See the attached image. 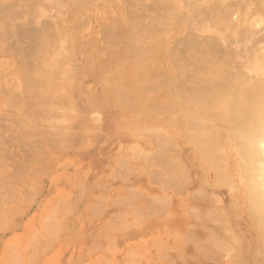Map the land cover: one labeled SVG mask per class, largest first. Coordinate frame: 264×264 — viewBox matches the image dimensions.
<instances>
[{
    "label": "bare ground",
    "instance_id": "bare-ground-1",
    "mask_svg": "<svg viewBox=\"0 0 264 264\" xmlns=\"http://www.w3.org/2000/svg\"><path fill=\"white\" fill-rule=\"evenodd\" d=\"M20 1L24 2V0H20ZM28 1L30 2L33 0H28ZM43 1L45 2V0H43ZM46 1H47V2H45L46 4L44 2H43L44 4H41V3L37 4V2H40V1L34 0L32 6L29 7L26 5L28 10H29V8L32 7L33 9L32 8L31 9L35 11V14H34V11H32L33 12L32 14H34V16H33L34 18L32 16L28 15V17H31L32 19H34L32 21V19L30 18L32 24H34L35 26L37 25V24H35V23H37V19H35V18H37V17L41 18L40 15L41 14L44 15L43 13H45L43 11L42 7L47 5L44 9L49 10L50 8H48V7L50 5L52 6V3L55 0L54 1L46 0ZM50 1H52V2L49 4ZM64 1L65 2H63V4L68 3L67 1H69V0H64ZM5 2L7 3V1H5ZM16 2H17V0H16ZM25 2L27 4H29V2H27V1H25ZM25 2H24V4H26ZM112 2L114 5H116L117 10L123 12L124 17L121 20L113 21L111 26H109L105 29L107 32L106 43H107L108 48H109V59L112 61H117V62L124 61L125 63H131L132 65H129V69H130L129 71H132L135 69L138 71V73L135 74V73L128 72V78L132 80V85H131V87H129V89L125 85L117 84L116 87L114 86V88H116V89L107 88L105 90L107 92H117V94H123L124 96H122L121 100H119L120 103L121 102L125 103L126 101H130V99H132V97H131L132 95L128 91H137V92H141V93H144V92L147 93V95L144 94L145 97L141 98L142 100L139 101V102L146 103V104H140V106H141L140 110L142 111V114H145V116L146 115L154 116V118H155V121L153 122L155 124L154 127H157V128H161V127L162 128H164V127L170 128L171 127L178 136H179V132H181L190 141L191 147H193V151H194L196 158H199L198 160L202 162V164H201V162H199L200 163L199 167L201 165V168H202L200 170H203L202 173L203 172L205 173L206 171L209 172L208 169H210V171H212V169H213V171L215 170L217 177L215 178V181L213 180L214 182L212 181L210 174H206V173L204 174L205 180H203L204 181L203 184H205V186H207L208 188L213 187L216 184L219 186L221 184H223V185H228L227 183L230 184L231 179L227 177L231 173V169H229L228 155H231V156L236 155L238 158L236 173L238 172V174H239L238 176L240 177V182L238 185L233 186L230 190L231 198H232V204H231L230 208H228V210H226V211H223V210L221 211L220 207L224 206L223 205L224 203H223V201H221L222 199L219 196H217L215 194L209 195L208 193H206L205 190H202V189H200L201 191L195 190L193 193L196 196H193V197H195L196 199L199 198V199L204 200V201L208 200V202L209 201L211 202L212 206L210 208L211 210L208 209V211H206L207 212L206 214H205V212L203 213L202 210L197 209L198 207H195L196 209L192 210V219L193 220L191 222L192 224L190 223L192 225V227L189 226L190 228H189L187 239H185V242L188 240H190L189 242H191V244L193 242L195 246H192V249H196L198 254L202 251V253H200V255L203 258H208V254L204 253L205 248L208 247L207 245L209 244V247L211 246V249H212L215 247H212L210 242L213 241L214 242L213 244L215 246L219 247L220 245L222 246V241H220L221 244L219 245L220 242L216 241V239H215V237L218 236L216 232L215 233L212 232L213 237H211V233H210L209 238H207L208 239L207 241H209V242L204 241L196 235V233L193 231V229L195 227L199 226L200 225L199 222H201V224H203L201 226L202 231H204L203 230L204 228L207 230L208 227H205L204 224L207 225L206 220H208V218H209L208 213H213V212H214V214H215V212H217V214H215L216 216L220 215L224 218L221 221L220 219H218L219 217L218 218L216 217L218 219L217 222L220 220V222H219L220 224H221V222H224L226 224L225 225L222 223L223 226H222V224L219 225V226H222L224 228L225 226L228 225L227 221H228V223H229V221H231V219H230V217H228L227 213L229 211H231L232 215L234 214L235 218H236V215L238 213V210L236 208L237 202L239 200H242V203L244 202L243 207L245 209L246 214L251 219V221L254 219V221L256 222V231H257L258 239H259L258 243L261 242L260 244H262L264 246V57H263L264 53H263V50L261 51V49H263L261 47V45H264V44H261V42H263L264 39L262 38L263 39V40L261 39L262 41H260L259 39L257 40L256 38L253 39L254 30L256 29V27H258L257 24L258 23L260 24V21H262L261 19H264V0H112ZM8 3H11V2H8ZM55 3L56 2H54V4ZM2 4H4V3H2ZM30 4H32V2H30ZM14 5H15V3H14ZM35 5H36V8H35ZM70 5H72V4H69V6ZM98 5L101 7L100 3ZM37 6H39V7H37ZM19 7H20V2H19ZM23 7H22V9H23ZM52 7H54V5ZM0 8H1V6H0ZM37 8L38 9L40 8L41 10L39 9L40 11H38ZM12 9H15V8H11V10ZM25 9H26V7L23 10L25 11ZM11 10H9V11H11ZM75 10H76V8H75ZM55 11H57V10H54V12ZM4 12H3V14H4ZM18 12H19V10H18ZM39 12H40V14H39ZM54 12H53V14H54ZM85 12H86V10H85ZM12 13H13V10L11 12V15H12ZM50 13H52V11ZM63 13H65V12H63ZM38 14H39V16H38ZM1 15H2V12H1ZM18 16H19V14H18ZM48 16H49V13H48ZM14 17H16V16L14 15ZM45 17H47V16H45ZM52 17H54V19H55L57 16H56V14H54V16H52ZM8 18H10V15ZM49 18L50 17H48V19L46 18L49 21L47 24H45L39 20L41 22V26H43L42 27L43 31L45 29L44 25L46 28L50 25L49 27L52 30L51 31L49 30V31L53 32L50 34V32H47L48 30L45 31V32H47V34L48 33L49 34L48 35L45 34V36H42V37H44V41H42L43 39L41 40L39 37V39L42 42L41 46L37 44L38 46L36 47L35 41H32V42L30 41V45H29V43L26 42V41H29V39L28 40L26 38L24 39V37L22 35V37L24 39V40L23 39L22 40L24 42H26V44L28 43V46H29L28 48L27 47L25 48V53H26V49H28V50L31 49V52L30 51L28 52V53H31L30 54L31 56L28 57L30 59V62L31 63L34 62L36 65H38L40 63L38 66H36L34 64L35 67H33V68L35 69V72L33 69L32 73L29 74L28 77L25 74L26 77L24 76V78H23V79H25V83L29 84V85L26 84V86H25L27 91H28V88H29L30 92L32 90L31 93L28 91V94H29L28 99H31L30 101L33 104L32 107H34V108H38V105L42 104V103H43L42 106H45L44 103H46V101L49 100V95H50V94H48L49 93L48 90L50 89L49 84H51L54 81V78L52 76L54 75L56 78L57 77L56 73L61 71L60 70V71L56 72L57 70H55L56 69L55 63H57V62L54 59V57H55L54 56L55 55L54 49L57 48V49H55V51H58V52L61 49L62 53L61 52H59V53L63 57V61L65 63L64 68H67L66 66L70 65V62L67 63V61H69L71 58H73V59L76 58L73 56H75V49L77 48V45H76L75 38L74 39L71 38V36L74 37L71 33V30H72V27H74V26L76 27L75 24H77V22L73 21V24L71 23L70 25H67L66 21H64V23L62 22L63 24H61L59 22L60 21L59 17H57L58 21L56 19L54 20V21H57L55 23L59 22L61 24L60 25L58 23L57 25H58V27L61 26V29H62V30L60 29V31L62 32L61 37H62V40L65 41V45L60 46V48H59L57 46V41H56L57 37H58V33L56 32L57 29H56V26L54 25V23L52 21H50L51 18L50 19ZM11 19L12 20L14 19V21L10 22V23H13V24L17 23V25L19 24L18 22L23 23V21H24L23 19H21L22 21H20L18 19V22H17L16 21L17 19L13 18V17ZM27 19L28 18L26 16V20ZM41 19H43V16ZM35 20H36V22H35ZM87 20H89V19H87ZM7 21H9V19L6 20L5 23H7ZM40 22H38V23L40 24ZM44 22H46V21H44ZM22 23H20V24L23 25ZM42 23H43V25H42ZM2 24H4L3 21H2ZM13 24H11L10 26H8L9 24L8 25L4 24V27H3L1 25V22H0V27H2V30L0 28V33L2 31V33L0 34V36H1L0 38H3L4 37L3 34L7 33L6 31L8 30V35H6V34L5 35L7 37L8 36L9 37L7 38L5 36L6 39H5V37L3 39H4V41L6 40V43H8L7 51H9L10 53L13 50V48L14 49L18 48L19 44L21 43L19 40H16L17 42L19 41V44H17V47L12 45L13 43H16V41L13 42L12 40L21 38V37H18V35H15L18 32V31L16 32V30L14 29V28H16L17 25L15 26ZM27 24H29V23L27 22ZM25 25H26V23L24 24V26ZM46 25H48V26H46ZM85 25H86V23H85ZM261 25H264V23H262ZM11 26H13V27H11ZM29 26H30V24H29ZM11 28H12V30H11ZM35 29H38V28H35ZM35 29L34 30L31 29V31L33 30L34 32H37L38 30L35 31ZM47 29H49V28H47ZM54 29L56 31H54ZM26 30H27V28H26ZM11 31H13V32H11ZM28 31L29 30H27V33L26 32L25 33L28 34ZM43 31H41L42 34H43ZM90 31H92L91 28H90ZM9 32H10V34H9ZM20 32L22 34V31H20ZM54 32L57 35L56 37H54V35H55ZM255 33H257V32H255ZM21 34L19 36H21ZM23 34H24V32H23ZM52 34H54L53 37H52ZM13 35L16 36L14 39H13V37H14ZM49 35L53 39L56 38L54 40V42H53V39ZM26 36H28V35H25V37ZM9 39H11V41ZM251 39H253V40H251ZM7 40H8V42H7ZM33 40H34V37H33ZM246 40H248L249 42L251 41L250 44L251 43L253 44V45L251 44L252 47L250 46L251 48L248 49L247 46H244L245 49H243V48L241 49L240 44L242 43V45H244L247 42ZM259 41H260V43H258ZM243 42H245V43L243 44ZM249 42H247V44H245V45H248ZM257 43H258V45H257ZM26 44L23 43L24 47L26 46ZM9 45L13 46V48H11L12 49L11 51L8 47ZM23 45L21 44L20 45L21 47L19 46V49H22ZM59 45H60V43H59ZM69 45L71 47H73L74 49L73 50L67 49ZM258 46L260 47L259 50H257V48H259ZM61 47L64 50H62ZM255 47H257V48H255ZM23 50H24V48H23ZM21 51L22 50H20L19 52L18 51H14V52L12 51V52L14 54L16 52L17 55L20 54L22 56V54L24 52L22 53ZM28 53H27V55H28ZM262 54H263V56H261ZM25 55H24V58L26 57ZM28 58L26 57L25 59H28ZM58 58L61 59V57H58ZM63 61H61V62H63ZM70 61H71V63L73 62L72 60H70ZM30 62H29V64H30ZM38 67H40V68H38ZM71 67H73V65ZM71 67H68L67 69H69V68L70 69L74 68V70L78 69L76 67H73V68H71ZM121 69L122 68L120 66H119V68H115V70H120V71H121ZM31 70L32 69H30L29 71H31ZM122 71H123V73L125 72V70H122ZM127 71H128V67H127ZM26 73L28 74L29 72H26ZM60 74H62V71L57 75H60ZM31 75H34V76L32 77ZM67 75H68V71H67ZM108 75L109 74H107L105 77H108ZM63 76H64V79L62 77V80H66L65 79L66 75H63ZM12 77H14V76H12ZM68 77H70V76H68ZM14 78L15 79L12 78L13 80L11 79V81H10L12 88L14 87L13 88L14 90L20 89V87H19L20 85L16 86L17 81H16V83H13V82H15L14 80H17L16 76ZM77 78H76V80H77ZM124 78H125V76H124ZM59 79H61V77H59ZM107 79H109V78H107ZM67 80H68V78H67ZM48 81L50 83H48ZM56 81H58V80H56ZM59 82L60 81H58V83ZM63 82H64V84H67V83H65L66 81H63ZM69 82H70V85H72L71 83H73V82H71V80ZM18 83H20L19 80H18ZM40 83H41V86L39 85ZM14 84H16L15 85L16 87L13 86ZM101 84H102V82H101ZM1 85H3V83H1ZM52 85H54V84L52 83L51 86ZM63 85H62V87H63ZM102 85H104V84H102ZM35 86H37V88ZM52 87L55 88L56 86L54 85ZM70 87L72 89V86H70ZM61 89H58V90H61ZM66 89H68V88H66ZM66 89H63V90H66ZM61 92L62 91L57 92V94L61 93ZM44 93H46V94H44ZM4 94H7V93L5 92ZM40 94L43 96V97L41 96L43 99L39 98ZM62 94L63 93H61L60 96H64L63 102L67 101L68 98L66 97V95H64V94L62 95ZM148 94H151L152 96H148ZM12 96H14V95L11 94V97ZM13 98H15V96L12 97V99ZM64 99H66V100H64ZM69 99H68V101H69ZM51 100H53V99H50L49 101H51ZM70 100H72V99H70ZM49 101H47V103L51 104V106H52V104H55V105L57 104V102L54 103L52 101L53 103L52 102L49 103ZM12 102L13 101L11 100L10 103L13 104ZM47 103H46V105H48ZM163 103L168 104L170 106V108L172 109V111L169 112V110H166V109L163 110V108H162ZM69 104H70V102H68V105H66L65 108H71L70 110H72L73 107H69ZM14 105H15V103H14ZM17 105H20V104L17 103L16 106ZM36 105H37V107H36ZM150 106H151V111H150ZM43 108H40V111ZM13 111H14V113L16 112L15 110H13ZM37 111L40 114L39 109H37ZM50 113H51V111H49L47 114L44 113V115H48ZM41 114H40V116L43 117L44 115H41ZM52 114H50V115H52ZM5 115H7V114H5ZM53 115L55 116L56 114H53ZM68 117H70V115ZM99 117H101V116H99ZM140 118H141L140 121H142V124L144 126H150L149 120L147 117L141 116ZM25 119H27V118H25ZM28 120H30V119H28ZM95 120H96V118H95ZM43 121H44V119H43ZM41 122H42V120H41ZM21 126L23 127V124ZM31 129L33 130V128H31ZM59 129H60V127H59ZM160 130H162V129H160ZM56 131H58V130H56ZM162 131L165 132L164 130H162ZM168 131H169V129H168ZM172 131L171 132L169 131L168 133L171 135ZM26 132H27V129H26ZM32 132H34V131H32ZM28 133H30V132L28 131ZM34 133H32V134L35 135ZM60 133H61V131H60ZM161 133H162L161 131H155V130L149 131V136L151 138L150 140H152L154 142V145L156 148L155 149L156 152L154 151L156 154H153V156L148 155L149 156L148 157V156H146L147 154L144 155L145 153L142 150H139L140 152L136 151V149L138 150V148L134 149L135 152H132L133 154L132 153H130V154H132V155L136 154V156H138L137 158H138V160H140V162L142 161V159L146 158L145 159L146 162H144V164H142L143 165L142 168L146 169L150 173L154 172L155 176H157L156 172L159 173L157 169H160L159 170V171H161L160 173L165 178L166 173H168L167 172L168 170H165L167 168L166 164L176 166L177 167V168L175 167L176 173L175 174L173 173V175H172L171 174L172 172H170V174L168 173L167 175L168 176L170 175V178L172 176L171 179L175 180L174 182H181V181L186 182L187 178H189V180H188L189 182L187 181V184L190 185L191 178L189 177L190 175H188L189 173H186L187 169L185 170V175L181 174L182 176H180L178 174V173H181V172H178V170L180 171V169H183L186 164L182 165L183 162L179 161L182 158L179 157L180 159L178 160L176 158L177 156L173 157L170 153L171 150L175 147L177 148V150L180 149V147L177 145L178 143L176 144V142L174 141V138L171 139L170 136L161 135ZM142 134H143V132H142ZM176 134H175V136H176ZM53 135H55V134H53ZM158 135L165 136V137H158ZM28 136H29V134H28ZM13 137H15V136H13ZM71 137H73V136H71ZM71 137L69 135L63 136L61 138V142L62 143H68L71 141L70 140ZM74 138H75V136H74ZM50 139H52V138H50ZM54 140L52 141V143L53 142L57 143V141H54ZM59 143H60V139H59V142L57 143L58 146L59 145H60L59 147L64 146L63 144H59ZM34 144H36V143H34ZM56 148L58 149V147H56ZM4 149H5V147H4ZM37 149H39V148H37ZM66 149H68V147ZM2 151L3 150H1V152ZM21 151H23V150H21ZM179 151L180 152H178V153L182 152V150H179ZM4 152L5 151H3L2 153H4ZM2 153L0 155H2ZM29 161H30V159H29ZM4 163H5V161H4ZM149 164L151 166L153 165V167H156V169H154L156 172L152 168H149ZM160 166H162V167L159 168ZM179 167H181V168L178 169ZM116 169H115V171H117ZM149 169L152 170L153 172L150 171ZM3 170L5 171L4 168H3ZM3 170L1 169L0 171L3 172ZM131 170H132V168H131ZM118 171H119V168H118ZM183 171H184V169H183ZM183 171H182V173H183ZM144 172H145V170H144ZM161 174H160V176H161ZM127 175H128V172H127ZM131 175H133V174H131ZM163 176H161L160 178H162ZM154 178H156V177H154ZM10 179H11V177H10ZM171 179H168V180L170 181ZM168 180H166V181H168ZM173 180H171V181H173ZM170 183L173 184L172 182H170ZM174 184L176 185L177 183H174ZM174 184H173V186H174ZM2 185H4V183ZM178 185H179V183H178ZM219 186H217V187L219 188ZM6 187H7V185H6ZM13 187L11 186L10 188H13ZM15 187H16V185H15ZM1 188L2 187L0 186V189ZM8 188H9V186H8ZM220 188H221V186H220ZM175 189H176V187H175ZM14 190H17V189H14ZM181 191H183V190H181ZM178 192H179V190H178ZM7 193H8V191H7ZM35 193L36 192H34V194ZM138 193L139 192L133 191V194L132 193L131 194L135 195V196L138 195V198H139V197H141V194L140 193L138 194ZM14 195H16V194H14ZM10 196H9V198H10ZM32 196H33V194H32ZM13 197H15V196H12L11 198H13ZM24 197H25V195H24ZM162 198H160V196H156L155 198L153 197V198L149 199L150 204L147 202V204H149L148 205L149 207L147 206L149 208V210L154 212V210L157 211L159 208H162L163 206H165V203H167V202H163ZM6 199H7V197H6ZM102 199H104V198H102ZM165 200H167V199L164 198V201ZM32 201H34V200H32ZM95 206H96V204H95ZM165 207L162 208V211H163V209H165ZM228 207H229V205H228ZM166 208L168 209V207H166ZM191 209H192V207H191ZM166 211L167 210H165V212ZM213 217L215 218V216H213ZM110 219H109L110 222L107 221V224L114 223V221H111L113 219H111V220ZM140 219H141V217H140ZM49 220L51 221V219H49ZM138 220H139V217H138ZM138 220H136V221L139 222ZM126 221H127V217H126L124 223ZM53 222H54V220H53ZM140 222L142 223L143 220ZM141 223H138L137 225H139ZM47 224H48V222H47ZM213 224H214V222H213ZM115 225H116V223H115ZM125 225L127 226L126 223H125ZM125 225H123V226L125 227ZM217 225L212 226V227L215 228V227H217ZM107 226L110 227L109 225H107ZM112 226H114V224L111 225V228H114ZM222 227H219V228L222 229ZM121 228L122 227L120 225V229ZM219 228H217V229H219ZM102 232H104V231H102ZM180 232H178V235H180L179 234ZM100 235H101V233H100ZM214 235H215V237H214ZM230 235H232V234H230ZM234 236L235 235L233 233L232 237L234 238ZM108 237L110 239L109 235L107 236V238ZM178 238L182 239V236H178ZM213 238L215 239V241L213 240ZM111 239H112V237H111ZM219 240H220V238H219ZM156 242H154V243H156ZM154 243H152V244H154ZM223 245H225V244L223 243ZM231 246H233V245H231ZM263 246H262V248H263ZM34 247H36V246H34ZM98 248L100 249V247H98ZM199 249H202V250L200 251ZM130 250L131 249L129 248V251ZM108 251H109V249H108ZM166 251H167V249H166ZM205 252H208V250H205ZM261 252H263V251H261ZM261 252H260V254H261ZM178 253H179V251H178ZM208 253H210V252H208ZM222 254L223 253H221V255ZM178 255H180V254H178ZM215 255H216V253H215ZM129 256H130V254H129ZM29 259H30V257H29ZM217 261H218V259H217ZM107 262H109V261H107ZM184 262L186 263V261H184ZM170 264H172V263H170Z\"/></svg>",
    "mask_w": 264,
    "mask_h": 264
},
{
    "label": "rangeland",
    "instance_id": "rangeland-1",
    "mask_svg": "<svg viewBox=\"0 0 264 264\" xmlns=\"http://www.w3.org/2000/svg\"><path fill=\"white\" fill-rule=\"evenodd\" d=\"M5 1L6 0L3 1L4 4L0 8L2 10V11L0 10L2 12V16H0L1 25L4 27V24H7V25L9 24L8 26L13 24V23H10V22L14 21V19L13 20L11 19L12 17L16 18L17 20L16 19L15 20L17 22H18V19L20 21H22L21 19L24 20L23 23L18 22L19 23L18 25H17V23L13 24L15 26L17 25L16 28H14V29L16 30V32L18 31L17 34H15L16 32L14 31L15 32L14 34L18 35V37H21L19 39H14L16 36L13 35L14 36L13 37L14 40H12L13 42H15L16 40H19L21 42L19 44V41L18 42L16 41V47H17V44H19V46H20L21 44L23 45V43L26 44V42H28L30 45V41L31 42L35 41L36 47L38 45L41 46L42 45L41 40L43 39L42 41H44V37H42V36H45V34H47V32H50L52 30V29H50V27H49L50 25L48 24L49 26L48 25H46V26H48L47 28H49V29H47L44 25L45 29L43 31L42 30L43 26H41V22L47 24L49 22L47 20L48 17L51 18L52 16H54V14H56V16L59 17V19H60L59 22L61 24H63L64 21H66V24L70 25L71 23L73 24V21H76L78 25L75 24L76 27L75 26H74L75 28L72 27L73 31L71 30V33L74 36V37L71 36V38L72 39L75 38L76 45H77V48L75 49V56H73L76 58L70 59L73 61L72 63L70 60L67 61V63L70 62V65L66 66V67L68 68V67H71L73 65V67H76L78 69L74 70L73 67H71L73 69L64 68L65 63L63 61V57L59 53V52L62 53V51H61V49L59 50V52L55 51V49H57V48H55L54 49V53H55L54 59L58 63V64L55 63V65H56L55 70H57L56 72L61 70L62 74L57 75L61 72L60 71L58 73L55 72L56 76H57L56 78L54 75L52 76L54 78V81L52 83L56 87L55 88L52 87V86H54V85L51 86L52 83L49 84V86H50V89L48 90V92H49L48 94H50L49 100L50 99H53V100H51V101L47 100V101H49V103H51L52 101L54 103L57 102V104L56 105L52 104V106H51V104H48L46 101V103L48 105H46V103H44L45 106H42L43 105V103H42V104L38 105V108H33L35 125H36L35 130H33L35 132V135H31L32 139L34 138L33 140H31V139L29 140V138H26L25 136L18 138L14 135L15 132L13 134L10 133V135L5 134L3 137L1 146L3 149H4V147L7 148L5 155L11 157V155H13V153H19V156L20 155L24 156L25 160L22 161L23 168H20L21 171L18 173L19 177H18V179L17 178L14 179V182H15L14 184L10 183V181L12 179H10V178L8 179V177L6 178L7 175L5 174V172H4V174L6 175L5 177L0 172V174H1L0 182L2 184L4 183V185H2L0 183L1 184L0 186L2 187L0 189V205H1L0 206V221H1L0 222V232L2 234H4L3 239L7 240L4 243L5 247L1 253V257H0L2 260L1 263L2 264H17V263H19V264H32V261L25 259L26 255L28 256L30 253H33V256H34L38 253L40 248L47 249L48 245L50 246V244H54L56 242V241H54L55 238H59V236L62 235V238L63 237L66 238V241L64 240L61 242L62 248L60 247V250H61V253L63 256V258H62L63 264H65V263L66 264H76V261L79 264H110V263L111 264H170V263H172V264H187V263L188 264H205L204 263L205 261L210 262V264H236V263L237 264H264V256H263L264 255V253H263L264 252V249H263L264 246L262 244H260L261 243L260 241H259L260 243H258L259 239H258V234L256 231V222L254 221V219L251 221V219L246 214L245 209L243 207L244 202L242 203V200H239L237 202L236 208L238 210V213L236 215V218L234 216V220L229 221V223L227 221V224H228L227 226H225L226 224L224 222H221V224L222 223L225 224L224 228L222 227L223 224H222V226H219V225H221L219 223L221 220L220 218H218L219 215L216 216V215H213V213H212L211 220L210 219L207 220V227H208L207 232H208V234L211 233V237H213L212 232H214V233L216 232L219 237L218 236L215 237L216 234L214 235V237H215L216 241H219V242L222 241V246H223L222 247L220 245L221 242L219 243V245H220L219 247L215 246L213 244L214 242L212 241V242H210V244L212 245V247H215V248L211 249V246L209 247V244L207 243L209 241H207L206 243L208 244L207 245L208 247L205 248V250H208V252H210V253L205 252V250H204V253L208 254V258H203L200 255V253H202V251H201L202 249H199L201 252L198 254L196 249H192V246H195L194 243L192 242V244H191V242H189L190 240L185 242V239L181 240V241L178 240L177 248H174L172 250L165 248L164 245H161V242H156V243L153 242L154 244H152V243L144 242V241H142V242H140V241L131 242V243H128L127 246H125V247H123V244L119 242V247H121V248H119L115 242L113 243V241H111V245H109L110 243H108L104 239H99L98 244L95 246L94 249H92L91 244H92L93 240H91V239H92L93 234H95V236H96L97 231L99 233H101V235H99V236H100V238H102V236L107 235V233H110V232H113V233L128 232L134 226H136L138 228L144 224V222L147 220L148 217L146 216L144 209L138 208V206L140 207V205H142V203L140 201V197L138 198V195L135 196V195L131 194V201L130 202H127L125 204L121 203V204L125 205L126 213L125 214L120 213V215H118V216L117 215L110 216L109 212H111V211L102 205L98 204L96 206V208L94 210H92L91 207L89 206V204H90L89 202L86 203L83 201L81 203V200H82L81 197H82V195H84V192L86 191V189L88 187L87 186L84 187L83 182H85V180L82 181L79 178L78 180H75L77 182L76 184L73 182V180L66 179L68 183H67V186L65 185L63 190H62V191H64L63 196H60L59 192L56 191L57 190L56 189L54 191V193L52 194L53 195L52 199L46 200V198L44 199L42 196H40L41 193L39 194V192H38L39 187H40L38 185H39V181H40V178L42 175V172H41L42 163H43L42 161H43L44 157H46L48 155H50L52 157L53 156H60L61 152H63L64 154H68V153L74 154V152L77 151L75 148L76 137L74 138V136H76V133H78V131L83 133L82 142H86L87 143L86 145H92L93 146L91 148L89 147L88 149H86L87 151H85L83 153L87 154V155H91V153L94 152V150H95L96 151L95 153L97 155H99L100 158L101 157L104 158L105 156H109L110 154L112 155L115 153H119L120 155H122L123 154V148L121 146L122 139L129 141V143L131 144V150H130V152L127 153V155L130 156L131 166L133 167L132 170L130 169L131 174H133L132 171L134 170L136 164H141V163L144 164V162H146L145 161L146 158H145V159H142V161L140 163V160H138V158H137L138 156H136L135 153H134L135 155H132L133 154L132 152H135L132 149L138 148V150H142L145 153H149L153 149V146H152L153 144H151V141L149 139L150 138L149 131H152V130L161 131L162 132L161 135H165V136L168 135V136H170L171 139L174 138V141L176 142V144L177 143L179 144V145L177 144L180 147L179 150H183V159H185L187 154H189L190 152L192 154L194 153L193 147H191L190 141L181 132H179V136H178L171 127L170 128L164 127L165 129L162 127L161 128L154 127L155 126V124L153 123L155 121L154 116H152V115H146L145 116V114H142V111L140 110V108H141L140 104H146V103L139 102V101H141L142 100L141 98L145 97L144 94L147 95V93H145V92L141 93V92H137V91H128L132 95L131 96L132 99H130V101H126L125 103L124 102L120 103L119 100H121L122 96H124L123 94H117V92H107L105 90L107 88H114V86L116 87L117 84L125 85L129 89V87H131V85H132V80L128 78V72L135 73V74L138 73V71L135 69L132 71H129L130 70L129 65H132L131 63H125L124 61L117 62V61H112L109 59V48H108V45L106 43L107 32L105 29L107 27L111 26L113 21L121 20L124 17L123 12L117 10V7H116V5L113 4L112 0H72V1L69 0V1H67L68 3H65V4H63V2H65L64 0H55V1L52 0V1L56 2L55 4H54V2L52 3V6L54 5V7L56 9L50 5L51 7L50 6L48 7L50 9L45 10L44 8L47 5L46 6L42 5L43 6L42 9L46 13V14L45 13H43V14L47 17H45L44 15L41 14L40 17L42 18V16H43V19H41L39 17L35 18V19H37V23H35V24H37L38 26L37 25L35 26L34 24H32V22L30 20L31 17H28V15L33 17L35 14V11L32 10L33 9L32 7H31L32 9L29 8V10L27 8V6L30 7L33 5L34 0L30 1V2H32V4H30V2L28 0H24V2L27 1V2H29V4H27L26 2H25L26 4H24V2L20 1V0H17V2H16V0H9L8 2H11V3H8V2L6 3ZM38 1H40V2H37V4L38 3L44 4L45 2H47L46 0H45V2L43 0H38ZM52 1H50L49 4ZM19 2H20V7H19ZM14 3L16 6L14 5ZM99 3L101 4V7L98 5ZM69 4H72V5L69 6ZM36 5H35V8H36ZM22 7H23V9L26 7L25 11L22 9ZM37 7H39V6H37ZM11 8H15V9H12L13 10L12 15H11V12H12ZM75 8H76V10H75ZM39 9H38V11L41 10V9L40 10ZM9 10H11V11H9ZM18 10H19V12H18ZM54 10H57V11L54 12ZM85 10H86V12H85ZM32 11H34V14H32L33 13ZM51 11H52V13H50ZM3 12H4V14H3ZM53 12H54V14H53ZM63 12H65V13H63ZM17 13L19 14V16ZM48 13H49V16H48ZM39 14H40V12H39ZM39 14H38V16H39ZM9 15H10V18H8ZM14 15L16 17H14ZM25 15L28 18L27 20H26ZM57 17L55 18L56 20L58 19ZM8 19H9V21H7V23H5L6 20H8ZM55 19H54V17H52L50 21H52L54 23V25L56 26L57 31L55 29H54V31H56L58 33V37H57L56 41H57V46L60 48V46L65 45V41H63L62 37H61V34H62V32L60 31L61 26L58 27L57 24L59 22L55 23L58 21V20L54 21ZM87 19H89V20H87ZM33 20L34 19H32V21ZM261 20L262 21H260V24L259 23H258L259 25L257 24L258 27H256V29L254 30V34H253V39L256 38L257 40L259 39L260 41H262L264 39V25H261L262 23H264V19H261ZM2 21L4 22V24H2ZM44 21H46V22H44ZM27 22L30 24V26H29V24H27ZM35 22H36V20H35ZM38 22H40V24ZM20 23H22L23 25H21ZM25 23L27 26L26 25L24 26ZM43 23H42V25H43ZM85 23H86V25H85ZM11 27H13V26H11ZM0 28L2 30V27H0ZM26 28H27V30H29L28 34H26L27 33ZM35 28H38V29H35ZM90 28L92 29L93 32L90 31ZM31 29H33V30L35 29V31H37V30L38 31L34 32L33 30L31 31ZM11 30H12V28H11ZM20 31H22V34ZM41 31H43L44 35L41 33ZM45 31H47V32H45ZM6 32L7 33H5V34L8 35V30ZM11 32H13V31H11ZM23 32H24V34H23ZM255 32H257V33H255ZM1 33H2V31H1ZM51 33H53V32H50V34ZM5 34H3L4 37L6 36ZM9 34H10V32H9ZM20 34H21V36H19ZM54 34H55V32H54ZM54 34H52V37ZM22 35H23L24 39L25 38L27 40L29 39V41L24 42ZM25 35H28V36L25 37ZM56 36L57 35L55 34L54 37H56ZM6 37H5V39H6ZM33 37H34V40H33ZM39 37L41 40L39 39ZM55 39L56 38L53 39V42ZM253 39H251V40H253ZM9 40L11 41V39H9ZM3 41H4V39H3ZM246 41L249 42L248 40H246ZM260 41L258 43H260ZM4 42H6V40ZM7 42H8V40H7ZM245 42H243V44ZM247 42L245 44H247ZM250 42L248 43V45H245V44L242 45V43H241L240 48L245 49L244 46H247L248 49H250L253 45L252 43H251L252 44L251 45ZM28 43L26 44L25 47L23 45L22 49H19V46H18L17 50L18 49H19L18 51L22 50L21 52L25 53V48L29 47ZM59 43H60V45H59ZM258 43H257V45H258ZM261 44H264V41L261 42ZM261 47L263 48V49H261V51L263 50V53H264V45H261ZM23 48H24V50H23ZM255 48H257V47H255ZM67 49L73 50L74 48L69 45ZM259 49H260V47L257 48V50H259ZM27 50L28 49H26V52H27ZM62 50H64V49L62 48ZM24 53H23V55L26 54V53L25 54ZM261 56H263V54ZM58 57H61V59H59ZM23 59H24V62H26L25 61L26 59L25 58H23ZM61 61H63V62H61ZM119 66L122 68L121 71L115 70V68H119ZM127 67H128V71H127ZM122 70H125V72L123 73ZM67 71H68V75H67ZM107 74H109L108 77H105ZM63 75H66L65 76L66 80H62V77L64 79ZM68 76H70V77H68ZM124 76L126 79L124 78ZM59 77H61V79H59ZM67 78L69 81L71 80V82H73V83H71L72 85H70V82L67 80ZM76 78H77V80H76ZM107 78H109V79H107ZM56 80L60 81L61 83L63 81H66L65 83H67V84H64V82L62 84L59 82L60 83L59 84L58 81H56ZM19 82L20 83H18V81H17V83L13 82V83L17 84V85L14 84L13 86L20 85L19 86L20 89H22V88L26 89L25 86L27 83H25V81L21 80V78H19ZM101 82L104 85H102ZM48 83H50V82L48 81ZM27 85H29V84H27ZM39 85L41 86V83ZM62 85H63V87H62ZM4 86L6 88H11V89L14 88V87L12 88L11 82H9V81L5 82ZM37 86H35V87L37 88ZM70 86H72V89ZM53 88L55 90L57 89L56 90L57 92L62 91L61 93L66 95V97L68 99L72 96L70 98L72 100L69 99V101L65 97L67 99V101L70 102L69 107H73L72 110H70L71 108H65V106L68 105V102L67 101L63 102L64 96H60L61 93L57 94V92ZM66 88H68L69 90ZM58 89H61V90H58ZM63 89H66L67 91L63 90ZM114 89H116V88H114ZM28 91L30 92L29 88H28ZM31 92H32V90H31ZM44 94H46V93H44ZM39 96H38L39 98L43 97L41 94ZM148 96H152V95L148 94ZM66 99H64V100H66ZM18 106L17 107L13 106L14 107L13 110H15L16 112L19 111L17 109ZM36 107H37V105H36ZM40 108H43V109L40 111ZM162 108H163V110L164 109L169 110V112L172 111V109L170 108V106L168 104L163 103ZM37 109H39L40 114L42 113L41 115H44V113L47 114L49 111H51L50 114H52V113L56 114L55 116L53 114L52 115H50V114L44 115V117L46 116L45 122H47V123L45 124V127H48L47 129L44 127L43 117L40 116ZM150 111H151V106H150ZM16 112L14 113V111H13V115L15 114V117H16V114L19 113V112H17V113ZM69 115H70V117H68ZM99 116H101V117H99ZM141 116L148 118L150 126H144L142 124V121H140ZM95 118H96V120H95ZM41 120H42V122H41ZM14 121H15V119H14ZM104 124H105V126L106 125L109 126L108 130L103 129L102 126ZM0 126H2V125H0ZM19 127L21 128V130H25L21 125ZM59 127H60V129H59ZM78 127H81V128H78ZM42 128H44V129H42ZM160 129L164 130L165 132H163ZM168 129L170 132L173 130L171 135L168 133L169 132ZM56 130H58V131H56ZM18 131H20V130H18ZM60 131H61V133H60ZM49 132H50V136H47ZM142 132H143V134H142ZM53 134H55V135H53ZM175 134H176V136H175ZM68 135L70 137L73 136V137H71L72 139L70 138V140L72 142L71 141L68 143L60 142L59 144H63L64 146L59 147L60 145L58 146V144H57L59 142V139L61 141V138L63 136H68ZM161 135H158V137H165V136H161ZM13 136H15V137H13ZM49 137L52 139H49ZM53 140L57 141V143L56 142L52 143ZM34 143H36V144H34ZM180 143H182V144L180 145ZM56 147H58V149ZM67 147H68V149H66ZM37 148H39V149H37ZM146 148H148V151H146ZM175 148H173L171 150V155L173 157L177 156L176 158L180 159L179 153L177 152V148L176 149ZM21 150H23V151H21ZM63 150H65V151H63ZM136 151H137V149H136ZM130 153H132V154H130ZM193 156H194V160L196 162H198L199 158H196L195 154H193ZM29 159H30V161H29ZM228 159H229V169H231V173L227 177L231 179V183L230 184L227 183L228 185L221 184L220 185L221 188L217 184L216 185L219 186V188L216 185H214V186L212 185L213 187H209V189L211 188V191H214L215 189L216 190H219V189L225 190L226 191L225 195L227 196L226 197L227 201L224 198L225 202L230 203L229 206H231L232 198H231L230 190L233 186L239 184L240 177L238 176L239 175L238 172L236 173L237 161H238L237 156L236 155H234V156L228 155ZM179 161L182 162L181 159ZM183 164H184V162H183ZM199 164L200 163L198 162V165ZM201 164H202V162H201ZM149 166H151V165L149 164ZM162 166H160L159 168H161ZM166 166H167V170L172 171V169H173L174 171H176L175 170L176 166L169 165V164H166ZM151 167L154 170V167L153 166H151ZM180 168L181 167H179L178 169H180ZM183 169H180V171L178 170V172H181V173L177 172L180 176L184 175L183 173H185V170L183 171ZM208 170H209V172L206 171L205 173L210 174L212 181L213 180L215 181V178L217 177L215 170L214 171H213V169H212V171H210V169H208ZM69 171L71 173H69ZM182 171H183V173H182ZM73 174H74L73 173V167H67L66 169L64 168V170L62 172V175L63 176L66 175L67 178H69L70 175L73 176ZM7 181L9 183H7ZM62 181H64V180H62ZM6 185H7V187H6ZM15 185H16V187H15ZM8 186H9V188H8ZM11 186L12 187L14 186L13 189L17 188L18 192L16 193V192L11 191V189H12V188H10ZM7 191H8V193H7ZM34 192H36V193L34 194ZM14 194H16V195H14ZM23 194L25 195V197ZM32 194H33V196H32ZM190 195H193V194L191 193ZM229 195H230V199H229ZM9 196H10V198H9ZM12 196H15V197L11 198ZM6 197H7V199H6ZM60 197H61V199L59 200ZM37 198L39 199V202H37V200H38ZM198 199L199 198L196 199L195 197H193V199L191 201L190 208L188 209L191 221H192V213L191 212L193 209H196L195 207H198L199 210H203V200H201V199L198 200ZM32 200H34V201H32ZM191 207H192V209H191ZM162 208H159L156 212H153L152 214H157V213L161 214V212H165V210L167 209L165 207V209H163V211H162ZM213 216H215V218ZM126 217H127V221L125 223L127 224V226L124 223ZM138 217H139V220H138ZM140 217H141V219H140ZM216 217L218 219H220L218 222H217L218 219ZM16 218L19 219V226L17 227V230L12 229L14 227V225L12 226V222ZM110 218L113 220H111ZM49 219H51V221ZM109 219L111 221H114V223L107 224V221H109ZM53 220H54V222H53ZM136 220H138L139 222H137ZM142 220H143V222L141 223L140 221H142ZM47 222H48V224H47ZM213 222H214V224H213ZM115 223H116V225H115ZM138 223H141V224L137 225ZM112 224H114V226H112L114 228H111ZM107 225H109L110 227H108ZM120 225L124 230L122 228L120 229ZM123 225H125V227ZM216 225H217V227H215V228L212 227V226H216ZM201 226L202 225H199L197 227L194 226L196 229L194 228L193 231L196 233V235L200 239L203 240V236H202L203 231H202ZM191 227H192V225H191ZM219 227H222V229ZM217 228H219V229H217ZM102 231H104V232H102ZM15 232H17L18 236L11 237V234L15 233ZM232 232L235 235L234 236L235 239L232 237V235H233ZM230 234H232V235H230ZM219 238H220V240H219ZM215 239L213 238L214 241H215ZM1 243H2V241H1ZM223 243L225 245H223ZM231 245H233V246H231ZM34 246H36V247H34ZM186 246H189L188 248H190V249H188ZM262 246H263V248H262ZM98 247H100V249ZM129 248L131 249L130 251H129ZM108 249H109V251H108ZM166 249H167V251H166ZM177 250L179 251V253ZM260 250L263 252H261ZM260 252H261V254H260ZM215 253H216V255H215ZM221 253H223V254L221 255ZM129 254H130V256H129ZM178 254H180L181 256ZM217 259H218V261H217ZM57 260L59 261L60 258L57 257ZM107 261H109V262H107ZM184 261H186V263Z\"/></svg>",
    "mask_w": 264,
    "mask_h": 264
},
{
    "label": "crops",
    "instance_id": "crops-1",
    "mask_svg": "<svg viewBox=\"0 0 264 264\" xmlns=\"http://www.w3.org/2000/svg\"><path fill=\"white\" fill-rule=\"evenodd\" d=\"M3 1L4 0H0V6L3 5L2 4ZM6 1L8 2L9 0H6ZM0 16H2L1 11H0ZM7 45L8 44L6 42H4L2 40V38H0V46H1L0 47V91H1L0 92V125H2L0 127V149L2 148V146H1L2 140H3V137L5 134L10 135V133L13 134L15 132L14 135L18 138L25 136V137L29 138V140H30V138L32 140L31 135H33L32 133H34L32 131L35 130V127H36L35 119H34V112H33L34 107H32L33 104L30 101L31 99H28L29 94H28L27 89L22 88V89H15L14 90L11 88H6L4 86L5 82H7V81L10 82L12 78L15 79L14 78L15 76L17 78V80H14L15 82L18 81L19 78H21V80L25 81V79H23L25 74L28 77L29 74L32 73V71L34 69L33 67H35L34 66L35 63L34 62L31 63L30 59L28 58L31 56L30 55L31 53H28L29 51L31 52V49L26 52V57L28 59H26V62H24V59H23L24 55L23 54L21 56L20 54L17 55L16 52H15V54L13 53L14 51H18L17 48L14 49L12 46V45H14L16 47V43H13L11 46L10 45L8 46L10 51L12 50L11 48H13V50H12L13 52L11 51V53L9 51H7ZM27 53H28V55H27ZM29 62L31 65L29 64ZM38 65H36V66H38ZM29 68L32 70L29 71L30 70ZM38 68H40V67H38ZM26 72H29V73L27 74ZM34 72H35V69H34ZM12 76H14V77H12ZM31 76L33 77L34 75H31ZM1 83H3V85H1ZM5 92L7 94H4ZM11 94L14 95L15 98L12 99V97H14V96L11 97ZM11 100L13 101L12 102L13 104L10 103ZM14 103H15V105H14ZM17 103L20 104L19 106L17 105L18 106L17 109L19 110L18 111L19 113L16 114V117H15V115H13V109H14V107H17L16 106ZM5 114H7V115H5ZM19 114H21V115H19ZM45 117L43 116L44 121H45ZM25 118H27V119H25ZM14 119H15V121H14ZM28 119H30V120H28ZM44 121H43V123H44V127H45V123H47V122H44ZM22 124H23V128L27 129V132H26V129L21 130V128L19 127ZM102 127H103V129H106V130L109 129V126H107V125L105 126V124ZM31 128H33V130ZM45 128L47 129L48 127H45ZM78 128H81V127H78ZM42 129H44V128H42ZM18 130H20V131H18ZM28 131L30 133H28ZM28 134H29V136H28ZM49 135H50V133H48V136ZM75 137H76L75 148L77 151H75L74 154H72V153L64 154L63 152H61L60 156H53L52 157V156L48 155V156L44 157V159L42 161L43 163H42V169H41V172H42V175L40 178L41 182L39 181V185H38V186H40L39 191H38L39 194L41 193L40 196H42L44 199L46 198V200L52 199V196H53L52 194L54 193V191L56 189H57L56 191L59 192L60 196H63L64 191H62V190H63L65 185L67 186V183H68L66 179H71L76 184L77 182L75 180H78L80 178L82 181L85 180V182H83V186L88 187L86 189V191L84 192V195H82V197H81V199H82L81 203L83 201L86 203L89 202L90 203L89 206L91 207V209L94 210L96 208V206L99 204V205H102L111 211V212H109L110 216L120 215V213L125 214L126 213V211H125L126 207L123 204L131 201L130 195H131V193L133 194V191H134V192H139L141 194L140 201H141L142 205H140V207L138 206V208L144 209L145 214L148 217L143 225H141L138 228L136 226H134L128 232H116V233L110 232V233H107V235H103L102 238H100L99 237L100 233L97 231L96 236H95V234H93L92 239H91V240H93V242L91 244L92 249H94V247L98 244L99 239H104L105 241L110 243L109 245H111V241H114L118 247H119V242L123 244V247H125V246H127L128 243H131V242H137V241L142 242V241H144V242L153 243V242L157 241V242H161V245H164L165 248H168L170 250L177 248L178 240L181 241V240L187 239L189 228H190L189 226H191V224H192L188 209L190 208L191 201L193 199V195H190V194L191 193L194 194L193 192L195 190L201 191L200 189H202V190H205L206 193H208L209 195L215 194V195L219 196L224 203V206L220 207L221 211L222 210L226 211V210H228V208H230V206L228 207V205H230V203L225 202V199L227 197L225 195V192H226L225 190H222V189L216 190L215 189L214 191H211V189H209L207 186H205V184H203L204 183L203 180H205V176H204L205 173L204 172L202 173L203 170H200L201 165H200V167L198 165V162H200V161L196 162L194 160V156H193L194 153L192 154L190 152L189 154H187L185 159H183V150L181 153H179V157L182 158L181 159L182 162H184V164H186L184 167V170L187 169L186 173H189L188 175H190L189 177L191 178L190 185H189V184H187V181L189 180V178H187L186 182H184V181L174 182L175 180L171 179L172 176L170 178V175L169 176L167 175L168 173L170 174V172H172L171 173L172 175H173V173L175 174L176 172L173 169H172V171H169V170L167 171L168 173H166V175H165L166 179H165L164 176L160 173L161 172V171H159L160 169H157L159 173H157L154 170L156 172V175H157V176H155V173L152 170L149 169L150 171L153 172V173H150L146 169H143L142 168L143 163H141V162H140L141 164L135 165V168H134L135 171L133 170L134 171V172L132 171L133 175H131L130 169L133 167L131 166L130 156L127 155V153L130 152V150H131V144L129 143V141L122 139V143H121V146L123 148V154L122 155H120L119 153H115L112 155L110 154L109 156H105L104 158L103 157L100 158L99 155H97L95 153L96 152L95 150H94V152L91 153V155H87V154L83 153V152L87 151L86 149H88L89 147L91 148L93 146L92 145H86L87 144L86 142H82V139H83V133L82 132L78 131V133H76ZM49 139H50V137H49ZM149 139H151V138H149ZM150 141H151V144H153L152 145L153 149L149 153L144 152L145 153L144 155L147 154L146 156H148V155L153 156V154H156L155 153L156 148H155L154 142L152 140H150ZM181 144L182 143H180V145ZM6 149L7 148L1 149V150L5 151L4 153H2L3 151L1 152V150H0V154L2 153V155H0V165H1L0 168L2 170H3V168L5 169V171L3 170V172L2 171H0V172L4 176L7 175L6 178L11 177L12 180L10 181V183L14 184L15 183L14 179L19 177L18 173L21 171L19 168H23L22 161L25 160L24 159L25 157L22 155L19 156L18 153H13V155H11V157L6 156L5 155ZM134 149H132V150L134 151ZM137 151H139V150H137ZM146 151H148V148H146ZM177 152H179V149L177 150ZM180 154H181V156H180ZM4 161H5V163H4ZM182 165H183V163H182ZM68 166L73 167V173H74L73 176L70 175L69 178H67L66 175H64V176L62 175L64 168L66 169ZM117 167L119 168V171H118ZM149 168H152V167L149 166ZM115 169L117 171H115ZM154 169H156V167H154ZM144 170H145V172H144ZM165 170H167V168ZM4 172L6 175L4 174ZM127 172H128V175H127ZM69 173H71V172L69 171ZM160 174H161V176H163L162 178H160L161 177ZM184 175H185V173H184ZM154 177H156V178H154ZM168 179H171L173 181H171V180L169 181ZM62 180H64V181H62ZM166 180H168V181H166ZM153 181L154 182L156 181V182L154 183ZM170 182H172V183L174 182L177 184L175 185L173 183L174 184V186H173V184H171ZM7 183H9V182L7 181ZM178 183H179V185L180 184L181 185L179 186ZM175 187H176V189H175ZM15 189H17V188H15ZM180 189L183 191H181ZM178 190H179V192H178ZM11 191L18 192V189L14 190L12 188ZM156 196H160V198L163 197L162 201L167 202V203H165V206L168 207V209H166L167 210L166 212H161V214H152L153 211L149 210V208H148L149 207L148 205L150 204L149 199H151L153 197L155 198ZM102 198H104V199H102ZM164 198L167 200L164 201ZM59 199H61V197ZM229 199H230V195H229ZM226 201H227V199H226ZM37 202H39V199L37 200ZM147 202L149 204H147ZM121 203H123V204H121ZM95 204H96V206H95ZM165 206H163V207H165ZM211 206H212V204L210 201L208 202V200H205V201L203 200L202 212L203 213L205 212V214H206L207 213L206 211H208V209H210ZM197 209H199V208H197ZM155 211L156 210H154V212ZM216 213L217 212H215V214ZM213 214H214V212H213ZM227 214L231 220H234L235 215L234 214L232 215L231 211H229ZM211 215H212V213H208V216H209L208 219H211ZM219 218L221 220L224 219L220 215H219ZM206 223H207V220H206ZM199 224L203 225V224H201V222H199ZM13 225H14V227L12 229L17 230V227L19 226V219L18 218H16L12 222V226ZM204 225H205V227H207L206 224H204ZM203 230H204L202 232L203 240L207 241L208 240L207 238H209L210 234H208V232L205 228ZM178 232H180L179 233L180 235H178ZM108 235L110 236V239L112 237V240H110L109 237L107 238ZM3 236H4V234H2L0 232V257H1L2 250L5 247L4 243L7 241V240L3 239ZM15 236H18L17 232L11 234V237H15ZM178 236H182V239L178 238ZM64 240L66 241V238L65 237L62 238V235H60L59 238L54 239V241H56L54 244H50V246L48 245L47 249L40 248L36 255L33 256V253H30L31 255L30 254L28 256L26 255L25 259L28 260L29 257H30L29 261H32L34 259L32 261V264H63L62 263L63 256H62L60 247L62 248L61 242ZM1 241H2V243H1ZM186 247L188 248L189 246H186ZM119 248H121V247H119ZM188 249H190V248H188ZM57 257L60 258L59 261L57 260ZM1 261L2 260L0 258V264H2ZM204 263L210 264V262H207V261H205ZM17 264H19V263H17ZM76 264H79V263H77V261H76Z\"/></svg>",
    "mask_w": 264,
    "mask_h": 264
}]
</instances>
